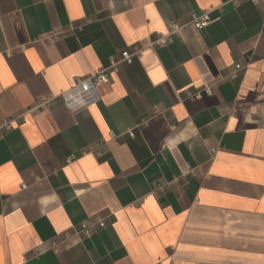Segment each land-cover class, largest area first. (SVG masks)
I'll return each mask as SVG.
<instances>
[{"label": "crops", "instance_id": "obj_1", "mask_svg": "<svg viewBox=\"0 0 264 264\" xmlns=\"http://www.w3.org/2000/svg\"><path fill=\"white\" fill-rule=\"evenodd\" d=\"M8 118L0 264H264V0H0Z\"/></svg>", "mask_w": 264, "mask_h": 264}, {"label": "built area", "instance_id": "obj_2", "mask_svg": "<svg viewBox=\"0 0 264 264\" xmlns=\"http://www.w3.org/2000/svg\"><path fill=\"white\" fill-rule=\"evenodd\" d=\"M253 4H257L258 0H250ZM232 3L236 4L237 0H231ZM189 25L193 26L195 29L201 30L209 24V18L206 14L201 15H191L189 20ZM183 26L178 24H172L170 32L165 37H160L153 44L154 45H165L171 41L170 36L180 30ZM137 54V53H135ZM128 52L121 53V61L130 63L132 57L135 55ZM118 62L113 61L108 67L89 75L82 79H77L72 87L61 92L58 97L62 99L64 105L70 111H76L79 109L87 108L91 105L101 101V97L104 94L105 90L110 88V74L116 71ZM236 69H239L240 66L236 65ZM204 92L210 94L211 89L209 85L204 87ZM50 102V99H46L42 102L41 106H47ZM15 121V118L4 119L0 123V129L7 131L12 128V124ZM131 136L133 134H130ZM100 227H103L104 223L100 222L98 224ZM90 230L86 225H83L80 230V235L88 236Z\"/></svg>", "mask_w": 264, "mask_h": 264}]
</instances>
